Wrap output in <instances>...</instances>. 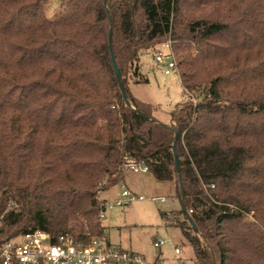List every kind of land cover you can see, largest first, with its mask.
<instances>
[{"label":"trees","instance_id":"1","mask_svg":"<svg viewBox=\"0 0 264 264\" xmlns=\"http://www.w3.org/2000/svg\"><path fill=\"white\" fill-rule=\"evenodd\" d=\"M50 1L0 0V245L102 236L131 161L175 182L192 264H264V0ZM168 39L184 100L163 124L128 83Z\"/></svg>","mask_w":264,"mask_h":264},{"label":"rangeland","instance_id":"2","mask_svg":"<svg viewBox=\"0 0 264 264\" xmlns=\"http://www.w3.org/2000/svg\"><path fill=\"white\" fill-rule=\"evenodd\" d=\"M50 2L48 15L54 14L53 9L57 7V0ZM164 42L157 44L154 51ZM140 68L148 81L133 84L134 82L130 80L128 88L131 95L139 101L157 107L154 118L168 124V113L184 100V91L177 73L172 71L165 75L164 67L155 62L153 52L141 58ZM174 187V181L158 182L148 172L133 173L128 170L123 179L99 192L98 197L105 203L115 199L121 188L143 198L122 207L105 209L101 226L109 244L123 250H132L149 260L159 255L161 261L172 260L173 248L178 246L184 264H192V250L182 237L180 229L175 227L181 223L182 214L179 213L181 205L176 198ZM163 214L165 215L162 216ZM247 219H250V216ZM157 239L166 240L160 249L153 247Z\"/></svg>","mask_w":264,"mask_h":264},{"label":"built area","instance_id":"3","mask_svg":"<svg viewBox=\"0 0 264 264\" xmlns=\"http://www.w3.org/2000/svg\"><path fill=\"white\" fill-rule=\"evenodd\" d=\"M154 60L164 67L165 75L177 72L170 41L160 44L155 50ZM126 169L133 173L148 172L147 167L131 161ZM134 200L143 198L121 188L115 199L105 203L104 211L125 206ZM190 214V210L186 212L187 216ZM181 216L182 222L184 215ZM99 219H104L103 212L99 214ZM165 243L166 240L157 239L153 247L160 249ZM173 253L177 264H184L180 258V248L174 246ZM0 261L2 264H165L161 261H147L135 252L111 245L104 235L92 237L87 243L75 242L67 235L59 236L52 242L49 235L41 231L25 233L1 244Z\"/></svg>","mask_w":264,"mask_h":264},{"label":"water","instance_id":"4","mask_svg":"<svg viewBox=\"0 0 264 264\" xmlns=\"http://www.w3.org/2000/svg\"><path fill=\"white\" fill-rule=\"evenodd\" d=\"M111 39V30L109 31V40ZM112 64H113V68H114V74H115V78H116V81H117V84H118V87H119V90H120V93H121V96H122V99L124 100L125 104L126 105H129L128 103V100H127V97H126V93H125V89H124V86L121 82V77H120V74H119V71H118V68L116 67L115 63H114V60L112 58ZM140 116H142L138 111H136ZM172 154H173V158H174V167H175V170L177 171V164H176V154H175V149H174V146H172ZM180 193H181V197H182V191H181V188H180ZM180 205H181V208H182V211L184 213V215H186V208L184 207L183 203L180 201ZM187 216V215H186ZM188 222L189 224L191 225V227L193 229L194 226L192 224V221L191 219L188 217Z\"/></svg>","mask_w":264,"mask_h":264},{"label":"crops","instance_id":"5","mask_svg":"<svg viewBox=\"0 0 264 264\" xmlns=\"http://www.w3.org/2000/svg\"><path fill=\"white\" fill-rule=\"evenodd\" d=\"M105 193V192H104ZM176 247H178V246H176ZM127 251H131V252H133L132 250H127ZM181 255V254H180ZM145 260H147V261H161L160 259V256L159 255H156V256H154L152 259H146V258H144ZM162 263H165V264H177V259H176V257H175V255H174V257H173V259L171 260V259H164L163 261H161Z\"/></svg>","mask_w":264,"mask_h":264}]
</instances>
